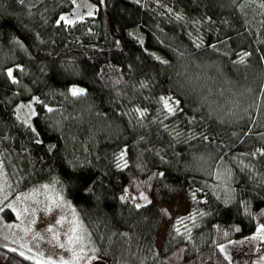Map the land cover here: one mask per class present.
Wrapping results in <instances>:
<instances>
[{
	"label": "trees",
	"instance_id": "obj_1",
	"mask_svg": "<svg viewBox=\"0 0 264 264\" xmlns=\"http://www.w3.org/2000/svg\"><path fill=\"white\" fill-rule=\"evenodd\" d=\"M88 1L67 22L72 0H0L10 193L55 183L106 264H230L264 211V0ZM0 264L37 263L0 244Z\"/></svg>",
	"mask_w": 264,
	"mask_h": 264
},
{
	"label": "rangeland",
	"instance_id": "obj_2",
	"mask_svg": "<svg viewBox=\"0 0 264 264\" xmlns=\"http://www.w3.org/2000/svg\"><path fill=\"white\" fill-rule=\"evenodd\" d=\"M72 1V10L65 15L67 22H73L91 13L93 7L88 0ZM18 112L22 118L28 119L32 113L31 103L29 101L22 103ZM44 185H48V188L45 189ZM0 187L4 188V191L0 192V201H2L0 202V244L17 251L37 264H49V261L54 264H61L62 261L72 264L73 252L70 249L79 251L81 245H68L66 234L70 235L69 230L73 227V222H78L86 230L87 239L83 243L85 258L77 264H106L103 258L95 255L94 242L77 209L66 200L55 183L44 182L28 190L12 194L8 177L2 167ZM126 192L131 195L129 191ZM5 196L7 199H4ZM131 196H135L136 203H144L151 198L144 190ZM157 204L164 211V219L156 240L159 245L169 218L172 215L185 213L188 204L181 196L175 197L170 202L157 201ZM259 214L261 222L253 232L218 246L230 264H264V227H262L264 211H260ZM61 217L65 219L61 224H57ZM49 228L53 231L50 232ZM55 234H58V238H55ZM61 244H65V247H60ZM180 253L181 250H175L170 254L168 264H177ZM93 256L95 259H91Z\"/></svg>",
	"mask_w": 264,
	"mask_h": 264
},
{
	"label": "snow or ice",
	"instance_id": "obj_3",
	"mask_svg": "<svg viewBox=\"0 0 264 264\" xmlns=\"http://www.w3.org/2000/svg\"><path fill=\"white\" fill-rule=\"evenodd\" d=\"M261 7H264V4H262ZM61 19L63 20L64 18L61 17ZM9 76H11V70H9ZM71 92H72L73 96H77V95H81L83 93V89L73 88L71 90ZM165 107L169 108V111H172V108L168 104L167 100H165ZM2 167H3V165H2V163H0V169H2ZM5 183H6V181H5ZM43 187L45 189H47L48 185H44ZM3 191H4V188L0 187V192H3ZM4 199H7V196H5ZM0 202H2V201H0ZM73 215H75L74 211H73ZM64 219H65L64 217H61V219L57 221V224H61ZM262 227H264V226H262ZM49 231L51 232V231H53V229L49 228ZM69 232L71 233L70 235L66 234L68 237L67 238V244L68 245H75V244L81 245V247L79 248V251H75V249H70L73 252L72 264H77V262L80 261L81 259H84L85 255H86L84 247H83V243L87 239L86 234H85L86 230L83 228L82 224H80L78 222H73V227L70 228ZM55 238H58V234H55ZM60 247H62V248L65 247V244H61ZM91 259H95V257L93 256V257H91ZM49 264H54V262L49 261ZM61 264H69V262L62 261Z\"/></svg>",
	"mask_w": 264,
	"mask_h": 264
}]
</instances>
